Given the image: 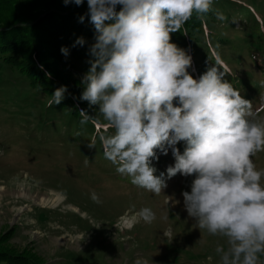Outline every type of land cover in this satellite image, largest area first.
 Listing matches in <instances>:
<instances>
[{"label": "rangeland", "instance_id": "374dc122", "mask_svg": "<svg viewBox=\"0 0 264 264\" xmlns=\"http://www.w3.org/2000/svg\"><path fill=\"white\" fill-rule=\"evenodd\" d=\"M84 10L87 0L79 7L65 6L63 0H0V27L15 25L6 32L9 39L35 26L33 37L21 38L25 43L12 53L13 62L0 56V251L34 255L42 264H219L215 249L226 248V241L199 230L184 209L182 192L190 191L193 177L166 179L167 186L156 195L132 185L97 150L98 136L113 130L98 127V106L80 99L90 64L69 65L54 47V41L60 42L56 39L71 35L61 20L71 23ZM209 12L213 16L201 15L199 32L188 35L196 48H183L192 57L189 74L199 79L215 65L216 56L227 69L224 79L241 95L252 91L251 111L264 117V0H213ZM253 52L261 58L255 61ZM203 53L205 67L200 69ZM46 73L51 74L43 82L48 93L34 86ZM62 86L71 89L76 101L70 100L69 109L86 112L85 119L94 121L91 127L76 126L67 112L52 111L55 103L49 108L52 94ZM75 127L80 138L72 141ZM157 155L155 174L166 177L175 163L171 149L167 156L159 150ZM252 160L264 170V151ZM93 191L101 203L92 201ZM142 208L155 214L151 224L136 217Z\"/></svg>", "mask_w": 264, "mask_h": 264}, {"label": "clouds", "instance_id": "9594fccd", "mask_svg": "<svg viewBox=\"0 0 264 264\" xmlns=\"http://www.w3.org/2000/svg\"><path fill=\"white\" fill-rule=\"evenodd\" d=\"M63 3L79 7L84 0ZM212 3L87 0L88 11L79 22L88 18L95 42L80 99L98 106V127L113 130L98 139L117 173L156 195L167 186L166 179L193 177L190 191L182 192L184 209L199 230L226 241V248L215 249L219 264H260L264 170H257L252 157L264 151V117L251 111V102L215 65L194 79L188 71L192 57L171 42V34L193 13H208ZM84 44L80 37L73 47ZM60 51L69 55L66 47ZM66 92V86L56 89L49 106L60 104ZM180 142L185 144L182 153L176 147ZM94 146L95 138L89 147ZM169 149L175 163L166 169V177L157 176L152 166L159 159L157 150L167 156ZM90 198L102 202L94 191ZM136 217L147 224L155 220L150 208H142Z\"/></svg>", "mask_w": 264, "mask_h": 264}, {"label": "trees", "instance_id": "16d2710c", "mask_svg": "<svg viewBox=\"0 0 264 264\" xmlns=\"http://www.w3.org/2000/svg\"><path fill=\"white\" fill-rule=\"evenodd\" d=\"M117 10H119V9H117ZM87 11L88 10H84L78 14H80V16H81V15H84ZM206 14L209 16H213L210 12H208ZM79 17H78V19H79ZM202 18H203V16L197 15L196 13H193L192 17L182 26V28L179 32L171 34V42L176 44L177 46H179L180 49L189 48L190 50H192V48H191L192 46H194L196 48L195 44L192 41H190L193 39V37H189V36L195 35V34H197V32H199L200 28L203 25L204 19H202ZM78 19L75 21H72L71 23H70V18H66L65 20H61L59 25L61 23H63V28H65L66 30L70 29L69 33L71 35H69V36L66 35L67 38H65V39H56V40L60 41L58 43L56 41H54L55 42L54 47L59 52H61L60 50L62 47H66L69 49V55L67 57H65L61 53V56L64 57L65 60H67L69 65H72L73 64L72 62H88V60L93 59L89 55V48L95 42L94 41V28L89 23V20L87 17L85 18L83 23L76 22V21H78ZM54 22L56 23V19ZM14 26L15 25L12 24V25H7V26L2 27L5 30H2V28L0 27V56H1V58H5L7 61H10V62H13V61H11L12 53L20 51V49H19L21 47L20 44L25 43V41L21 40V38H23L24 35L27 36L28 33L30 34L31 37H33V34L35 32V26L33 24L28 29H25L26 34H23L20 37H17V39H15V40L9 39V38H11L10 33H6V32H8ZM198 35H200V34H198ZM63 36H64V34H62L61 37H63ZM80 37H83L85 40L84 46L77 45V46L73 47V44L75 43V41ZM34 38H37V37H34ZM261 49H263V48H261ZM209 53L212 54V52H210V51H209ZM35 54L37 55V53L34 51L32 53V55H33L32 58L35 59L34 62L36 64H38V66L40 67L39 62L37 60V58H39V57L36 58ZM262 54H263V62H264V49L262 50ZM200 56H201L200 57L201 59H199L197 61V65L200 66L199 67L200 69H204L206 56L204 57V53L201 54ZM211 58H213V57H211ZM252 58L255 61H257L261 57H258V54L256 52H253ZM213 62L215 63V65L217 67H219L220 71H222L223 73L227 72V69L225 68L224 63L222 61H220L219 59L216 60V56H214ZM39 69H37V71H39ZM262 71H263V78H264V68H262ZM37 80H39L41 85H38V83H36L34 86L36 88H40L44 92L48 93V90H49L48 86L49 85H43V82L45 83L46 81L50 80L48 78V76L46 77V79L43 76H39V78ZM230 82H232V81H230ZM44 86L46 88H44ZM67 90L68 91L65 93L64 99L62 100V102L56 106H52L51 110L56 111V112H58V111L67 112L70 115V119L76 121V123H77L76 126H78L79 124H82L83 126L91 127V123L94 122L92 118L90 121H87L85 118H87L88 116H85V114L82 115V113L80 111H74V110L69 109L71 102H76V101H72V95L70 94L71 89L69 90L67 88ZM67 96L69 97L68 99H67ZM242 96L244 99L249 100V98L251 96H253V93H252V91L249 90L248 93H244ZM70 100H71V102H70ZM49 108H50V106H49ZM73 131L75 133L74 134L75 136H74V140H72V141H75L76 139L80 138L79 137L80 133L77 132L78 131L77 127L73 128ZM176 147L179 148V150L182 153L184 150L185 144H184V142H180L178 145H176ZM99 149L102 150V148H97V150H99ZM101 162H103V161H101ZM0 264H42V263L40 262V259H38L34 255L24 254L22 256V255H18L17 253H14L12 251H7V252L6 251H4V252L0 251Z\"/></svg>", "mask_w": 264, "mask_h": 264}, {"label": "bare ground", "instance_id": "6f19581e", "mask_svg": "<svg viewBox=\"0 0 264 264\" xmlns=\"http://www.w3.org/2000/svg\"><path fill=\"white\" fill-rule=\"evenodd\" d=\"M1 190H3V189H1ZM60 204V203H59ZM75 238V237H74ZM82 238V237H81ZM67 240V239H66Z\"/></svg>", "mask_w": 264, "mask_h": 264}]
</instances>
